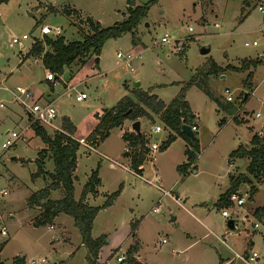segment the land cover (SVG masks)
Returning a JSON list of instances; mask_svg holds the SVG:
<instances>
[{
    "label": "rangeland",
    "instance_id": "1",
    "mask_svg": "<svg viewBox=\"0 0 264 264\" xmlns=\"http://www.w3.org/2000/svg\"><path fill=\"white\" fill-rule=\"evenodd\" d=\"M132 1L135 8L151 0ZM243 1L158 0L133 32L108 39L98 57H91L81 68L76 63L65 68L54 82L48 81L39 60L24 59L33 42L42 39L43 29L58 27L66 43L80 42L92 34L89 21L98 22L102 29L123 22L127 0H8L0 4V215L7 228L5 241L0 240V245L5 242L0 264H30L42 259L46 264H87L86 249L70 217L59 215L52 226H38L41 208L27 205L32 194L51 180L47 176L32 178L44 145L30 128L24 108L14 102L11 92L16 87L27 89L33 101L52 104L54 126L61 129L62 121L68 120L75 127L73 138L86 139L96 116L113 109L123 98L134 100L136 92H149L169 105L209 60L224 72L210 77L206 90L220 101L228 90L236 112L233 117L217 109L203 89L192 86L186 90L184 101L194 117L199 145L188 171L180 175L176 168L187 163L185 151L191 147L176 137L162 150L169 133L166 129L152 132L154 126L163 127L155 118L153 125L141 120L145 162L144 172L137 177L124 157L126 145L121 137L129 129L124 123L92 150L79 145L74 199L80 198L95 170L100 179L98 195L88 196L86 203L101 207L107 196L117 193L93 221L91 237L105 236L96 264H120L117 258L125 256L131 247L136 248L140 264H220V259L233 260V251L242 250L251 240L258 261L264 264V226L259 224L252 236V228L247 225L252 211L264 209V182L257 184L249 178L251 184L237 186L236 194L245 199L242 207L218 206L232 181L247 176L248 160H230V153L246 146L264 124V14L258 10L264 9V0H250L247 6ZM23 35L28 40L22 46L11 43L12 38L21 39ZM178 47L180 51L176 52ZM201 48H209V52L202 55ZM129 53L141 57L131 62L133 71L124 63ZM244 61L259 62L249 70L254 91L246 101L243 95L251 92L244 85L247 72L227 68H238ZM71 87L74 90L69 91ZM81 93L86 98L77 102L75 98ZM221 120H225L223 125ZM43 128L47 134H54ZM13 132L20 135L19 141L3 150L2 144ZM86 144L90 145L88 141ZM152 144L159 147L157 151L150 149ZM44 159L45 169L52 172L48 153ZM251 186L256 193L250 199ZM61 195L56 190L49 198L57 200ZM222 210L235 221L236 231L227 230Z\"/></svg>",
    "mask_w": 264,
    "mask_h": 264
},
{
    "label": "trees",
    "instance_id": "2",
    "mask_svg": "<svg viewBox=\"0 0 264 264\" xmlns=\"http://www.w3.org/2000/svg\"><path fill=\"white\" fill-rule=\"evenodd\" d=\"M7 1L0 0V4ZM157 1L151 0L142 7L132 8L134 5L133 1L127 0V18L123 22L113 27L102 29L98 22L93 23L89 21L92 34L84 36L80 42L66 43L62 36L51 39L44 35L41 40L33 42L24 59L39 60L43 69L55 77V81H57L62 76L65 68L70 69L75 63L81 68L91 57H98L103 44L108 39L118 38L122 34L133 32L145 19L150 7ZM249 1L244 0L243 6H247ZM258 64L259 62L244 61L238 68L231 66L227 68L234 72H247L244 85L248 90H251L250 81L252 73L249 70L251 68L254 69ZM223 72V68L217 66L212 60H209L183 86L169 105L163 104L149 92H136L134 100L123 98L113 109L104 111L100 116H96L97 124L84 141H88L91 147H93L105 140L113 129L120 128L124 122L133 123L142 120L153 125L156 118L169 133L161 145L162 150H166L176 137L183 139L191 147V150L185 151L187 163L176 168L177 172L183 175L195 162L196 154L199 153V145L196 138L191 142L190 138L180 131L182 125L194 126V117L184 101L185 92L192 86L203 89L205 94L215 102L217 109L234 115L236 108L232 103L215 99L206 90V81L210 77L222 75ZM250 94L251 92L243 95L245 96L243 97L244 101L249 98ZM244 101H242V104ZM233 121L239 122L236 118H233ZM224 123V120L220 121V125ZM30 128L35 137L44 145V149L38 152L39 158L35 161L37 171L32 178L36 179L41 176H47L51 180V184L32 194L27 200V205L41 208V216L37 220L38 226H52L53 221L59 215L70 217L79 232L81 245L86 249L87 264H96L99 251L105 244V236H100L96 239L91 237L93 221L100 210L111 205L117 193L107 196L101 207H91L86 203L88 196L96 197L98 195L97 190L100 186V179L98 178L97 170H95L91 172L87 182L83 186L80 198L76 201L73 195L74 182L76 180L74 172L76 170L77 152L80 144L73 138L75 127L68 120H63L61 126L62 133L54 132L52 135L47 134L45 128L36 123L31 124ZM121 138L127 147L124 157L129 160L133 172L139 175V168L145 162L143 135L141 134L138 137L134 133H124ZM47 153L53 164V170L50 173L45 169L44 157ZM235 158H245L248 160L246 167L247 176L241 175L232 181L231 187L219 198L218 206L220 208H227L231 205L229 197L236 193L237 186L240 183L251 184L249 178L255 180L257 184L264 182V128L261 129L260 134H254L251 137L248 146H240L230 153L229 159ZM56 190L62 192L60 199H50V193ZM255 193L256 188L251 186L249 198L251 199ZM259 212V210H256L254 214L257 219H260ZM4 243L0 245V253ZM135 255L136 248L131 247L125 255L124 261L120 264H140L135 259ZM16 264L20 263L17 262Z\"/></svg>",
    "mask_w": 264,
    "mask_h": 264
},
{
    "label": "built area",
    "instance_id": "3",
    "mask_svg": "<svg viewBox=\"0 0 264 264\" xmlns=\"http://www.w3.org/2000/svg\"><path fill=\"white\" fill-rule=\"evenodd\" d=\"M258 10L264 14V9L262 7H258ZM191 29H189L190 31ZM60 33V29L58 27L50 29V28H44L43 29V36H50V35H55V36H59ZM28 37L23 35L21 37V39H16V38H12L11 39V43L13 45H17V46H22V44L24 43V41H27ZM163 43H166L167 40L166 38L162 39ZM253 45H255V43H253ZM245 46H248V44H245ZM180 48H176V52H179ZM140 54L138 53H129L124 57V63L125 66L127 68H129L131 71H133L132 66H131V62L133 60H140ZM47 79L48 81H55V77H53L51 74L47 73ZM12 96L14 98V102L18 103V105H20L21 107H23L24 112L26 113L28 119H30V125L31 124H38L42 127H47L51 130H53L55 133H62V130L60 128H57L56 126L53 125V122L55 120L56 117V112L52 106V104H46V103H39L37 101H33V99L31 98V93L25 89V88H21V87H16L14 92H11ZM224 95H225V101L227 103H232L233 99L230 96V92L228 90L224 91ZM86 96L84 94H78L76 96V101L77 102H81L83 100H85ZM256 118H259L260 115L256 114L255 115ZM164 130L163 127H159V126H154L152 129V132L155 134H158L160 132H162ZM191 131L193 133H195L197 131L196 126H192L191 127ZM20 139V135L17 133H11L10 136H8V139L5 141V143L2 144L1 148L3 150H7L10 147H13ZM80 145H82L83 147L92 150V147L88 144H86V142L84 141V139L81 140H76ZM158 146L155 144H152L150 146V149L154 152L158 150ZM111 167H114V163H111ZM137 176V175H136ZM138 177V176H137ZM157 189H159V185L158 182H155L154 185ZM167 194V193H165ZM229 201L231 204H235L237 207H242L245 204V199L241 196H238L236 193L232 194L229 197ZM261 215V218L264 217V209L259 212ZM221 216L226 219L229 220L230 219V215L226 210H222L221 211ZM242 221H244V219H242ZM254 228L258 227V223H255L253 225ZM7 237V228L5 226V223L3 221L2 216L0 215V240H4ZM5 241V240H4ZM164 242V241H163ZM125 259V256H120L117 258V261L119 263H122ZM259 260V255L256 252H251L249 254H235L233 260L229 261L230 263H234V264H258ZM30 264H46L45 260H40L38 262H34L32 261Z\"/></svg>",
    "mask_w": 264,
    "mask_h": 264
},
{
    "label": "crops",
    "instance_id": "4",
    "mask_svg": "<svg viewBox=\"0 0 264 264\" xmlns=\"http://www.w3.org/2000/svg\"><path fill=\"white\" fill-rule=\"evenodd\" d=\"M263 59H264V57H262ZM65 87L67 88L68 87V85H65ZM72 91V90H74V87H71L70 89H69V91ZM253 89H252V87H251V94L253 93ZM225 100V99H224ZM234 116V115H233ZM260 118V117H259ZM237 121H239L240 123H244V122H246V120H238V119H236ZM225 121V120H224ZM140 122V127H141V124H142V122L141 121H139ZM124 123H128L127 125L129 126V129L126 131V132H124V133H133L132 131H131V124L132 123H129L128 121L127 122H124ZM124 123H123V125H124ZM96 124H97V121H95L94 122V127L96 126ZM194 126H196L195 124H193ZM264 125V124H263ZM263 125L262 126H260L259 127V129H258V131L257 132H253L254 134H260V131H261V129L263 128ZM94 127H93V129H94ZM254 129V128H253ZM123 133V134H124ZM122 134V135H123ZM253 134V135H254ZM75 136V135H74ZM252 137V136H251ZM75 140H81L82 138H79V139H77L76 137L74 138ZM250 141V140H249ZM126 145V144H125ZM246 146H248V144L246 145ZM125 151L127 150V147H125V149H124ZM76 167H77V164H76ZM139 170H140V174L139 175H137V174H135L134 172H132V173H134L135 175H137L138 177H141V175H142V173L144 172V169H143V165L139 168ZM76 171V170H75ZM74 174H75V172H74ZM75 176V175H74ZM98 191V190H97ZM90 197V196H89ZM88 197V198H89ZM255 211L256 210H254V211H252L251 212V214H250V218H249V220H250V224H247L248 226H250L251 228H252V232H251V235L252 236H254L255 235V232H256V230L260 227V225H262V226H264V222H263V220H262V218H261V215H260V219H257L255 216H254V214H255ZM58 217V216H57ZM56 217V218H57ZM252 221V222H251ZM244 222H247V220L245 221V219H244ZM53 223H54V221H53ZM255 223H258V227L257 228H254L253 227V225L255 224ZM260 224V225H259ZM236 226V225H235ZM247 231L248 232H250L248 229H247ZM248 236H250V235H248ZM253 241L251 240V241H249L248 243H246V247H244L242 250H240V251H233V254L235 255V254H241V255H243V254H249V253H251V252H255V250H253ZM248 247V248H247ZM250 248V249H249ZM234 258V257H233ZM232 258V259H233ZM135 259H136V255H135ZM137 260V259H136ZM226 261V262H225ZM222 260V259H220V264H228V262L230 261V260ZM258 264H261L259 261H258Z\"/></svg>",
    "mask_w": 264,
    "mask_h": 264
},
{
    "label": "water",
    "instance_id": "5",
    "mask_svg": "<svg viewBox=\"0 0 264 264\" xmlns=\"http://www.w3.org/2000/svg\"><path fill=\"white\" fill-rule=\"evenodd\" d=\"M209 52V48H201L200 53L202 55H205ZM221 78H224L223 76ZM135 87H138V84L134 85ZM245 97V96H244ZM264 128V125H263ZM131 131L137 135L138 137L141 136L140 132V122L135 121L131 124ZM181 133L188 136L190 138V141L193 142L195 139V134L191 131V127L188 125H182L180 128ZM226 228L228 231L234 232L236 231L235 221L232 219L227 220L226 222Z\"/></svg>",
    "mask_w": 264,
    "mask_h": 264
}]
</instances>
